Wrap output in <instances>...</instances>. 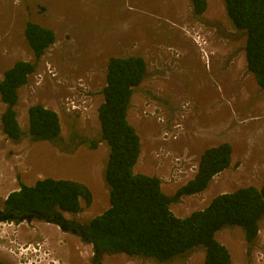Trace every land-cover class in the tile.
I'll return each mask as SVG.
<instances>
[{"label": "rangeland", "instance_id": "1", "mask_svg": "<svg viewBox=\"0 0 264 264\" xmlns=\"http://www.w3.org/2000/svg\"><path fill=\"white\" fill-rule=\"evenodd\" d=\"M206 1V11L195 18L187 0H0V81L14 62L34 61L24 38L27 22L54 32V43L18 90L14 109L26 133L29 106L52 108L64 142L59 150L24 134L14 144L0 125V196L16 190L19 183L72 180L77 166L87 163L80 158L87 150L90 161L92 150L75 146L69 137L73 132L86 139L99 137L97 108L103 102L107 61L129 55L142 57L147 68L128 109V122L141 144L135 174L158 177L162 191L171 196L192 178L204 149L221 143L232 149L229 167L204 192L170 204L176 217L204 209L217 195L264 184V89L246 69L245 34L232 26L222 0ZM66 102L75 108L67 110ZM4 109L0 101V116ZM97 147L100 163L96 159L92 165L101 167V190L107 192L102 171L109 148L104 142ZM96 198L97 194L88 207L81 201L80 212L63 217L86 225L103 212H98L100 197ZM27 226L19 233L11 228L0 234L5 241L0 248L12 263L93 264L91 244L39 222ZM215 238L227 248L231 264H264V218L250 245L238 227L226 226ZM203 259V250L194 249L164 264H204ZM99 262L159 264L107 253Z\"/></svg>", "mask_w": 264, "mask_h": 264}, {"label": "trees", "instance_id": "2", "mask_svg": "<svg viewBox=\"0 0 264 264\" xmlns=\"http://www.w3.org/2000/svg\"><path fill=\"white\" fill-rule=\"evenodd\" d=\"M192 14L199 18L206 8V0H188ZM226 16L232 26L245 34L243 48L246 69L260 89H264V0H222ZM24 38L33 62L16 61L2 74L0 101L5 109L0 116L3 134L17 144L25 134L32 142L46 141L59 150L64 149L57 113L41 104L28 107V130L23 133L14 107L18 90L35 71L36 62L54 43V32L34 22H27ZM146 77V63L140 56H113L107 61L105 86L101 90L103 102L97 108L100 131L97 139H86L72 133L69 141L75 146L86 145L90 150L105 142L109 148L102 171L109 207L93 217L84 229L87 242L96 251L93 264H100V255L125 254L168 263L194 249L204 252V264H231L227 248L215 235L224 227L242 230L246 244L256 239L264 218V184L259 188L246 186L215 196L202 210L186 217H176L170 204L184 196L204 192L211 180L227 169L232 149L228 143L208 147L200 154L195 174L166 195L156 176L135 174L133 168L140 156V140L127 119L134 89ZM7 208L16 211L40 212L81 211L80 202L88 207L92 201L90 190L72 180L43 178L32 186L19 183L18 190L8 194Z\"/></svg>", "mask_w": 264, "mask_h": 264}, {"label": "flooded vegetation", "instance_id": "3", "mask_svg": "<svg viewBox=\"0 0 264 264\" xmlns=\"http://www.w3.org/2000/svg\"><path fill=\"white\" fill-rule=\"evenodd\" d=\"M7 197L8 195L0 196V234L4 235L6 232L5 230H9L11 228L15 232L19 233L21 230L25 231V229L28 227V224H32V222H39L44 226H53L59 229L63 234L77 236L81 239V241L88 243L87 233L84 229V225L79 224L77 221L64 218L63 214L66 212H40L37 210L25 212L16 211L5 206V200ZM26 217L30 218L27 220ZM21 218H23V220H21ZM4 244L5 241L3 240V236L0 235V247H2ZM20 246L23 245L21 244ZM94 253H96L95 250ZM0 264H15L4 255L2 248H0ZM17 264L22 263L18 261Z\"/></svg>", "mask_w": 264, "mask_h": 264}, {"label": "crops", "instance_id": "4", "mask_svg": "<svg viewBox=\"0 0 264 264\" xmlns=\"http://www.w3.org/2000/svg\"><path fill=\"white\" fill-rule=\"evenodd\" d=\"M131 102H132V100H130V105H131ZM49 109H52V108H49ZM128 113L129 112H127V119H128ZM100 148L101 147H97L95 150L90 151V154H92L90 157V161H88V157H86V155H85L87 153V151H89V150L85 151L82 154H80L79 152L76 153L75 156H78L80 154V158L83 159L84 161H86L87 163L86 164H79L77 166L76 173L74 174V177L72 179V181L80 182V183L84 184L86 187H88L89 189H92V193H91L92 201H91V203H93V201L95 200L96 194H97L96 199H98L100 197L99 201L97 202L101 206L100 209L98 210V212L99 211H105L109 207L108 193L101 190V187H102V182L100 180V169H101V167H97L96 165L95 166L92 165V163H95L94 161L96 159H97V163H100V160H99ZM103 157L105 159L106 155L103 154ZM139 161H141V144H140V156L138 158L137 164ZM137 164L135 165V167L137 166ZM79 168H81V169L79 170ZM80 204H81V202H80ZM93 213H97V212H93Z\"/></svg>", "mask_w": 264, "mask_h": 264}, {"label": "clouds", "instance_id": "5", "mask_svg": "<svg viewBox=\"0 0 264 264\" xmlns=\"http://www.w3.org/2000/svg\"><path fill=\"white\" fill-rule=\"evenodd\" d=\"M188 1V0H187ZM189 2V1H188ZM207 2V1H206ZM190 3V2H189ZM206 11V10H205ZM243 54H244V51H243ZM244 59H245V56H244ZM145 61V60H144ZM146 63V62H145ZM246 63V62H245ZM106 66H107V64H106ZM146 71H147V68H146ZM132 97V96H131ZM71 103V102H70ZM84 103V102H83ZM45 107V106H44ZM66 109L67 110H70L71 108H70V105H69V103L68 102H66ZM72 109H74V108H72ZM15 110V109H14ZM56 112V111H55ZM27 113V112H26ZM57 113V112H56ZM57 115H58V113H57ZM59 117V116H58ZM17 121H18V119H17ZM60 121V120H59ZM99 122V121H98ZM0 125H1V123H0ZM61 126V125H60ZM99 128H100V126H99ZM2 130V129H1ZM3 133V132H2ZM61 133V132H60ZM105 143V142H104ZM98 144H102V142H99ZM105 145H106V143H105ZM107 146V145H106ZM106 158V157H105ZM197 167V166H196ZM196 167H195V170L194 171H196ZM194 174H195V172H194ZM193 177V176H192ZM16 190H18V188L16 189ZM16 190H14V191H16ZM13 192V191H12ZM11 193V192H10ZM104 212V211H103ZM97 216V215H96ZM95 217V216H94ZM221 244V243H220ZM93 247V246H92ZM203 261H204V259H203Z\"/></svg>", "mask_w": 264, "mask_h": 264}, {"label": "built area", "instance_id": "6", "mask_svg": "<svg viewBox=\"0 0 264 264\" xmlns=\"http://www.w3.org/2000/svg\"><path fill=\"white\" fill-rule=\"evenodd\" d=\"M69 105H70V108H75L73 102H71Z\"/></svg>", "mask_w": 264, "mask_h": 264}, {"label": "bare ground", "instance_id": "7", "mask_svg": "<svg viewBox=\"0 0 264 264\" xmlns=\"http://www.w3.org/2000/svg\"><path fill=\"white\" fill-rule=\"evenodd\" d=\"M61 252H62V251H61ZM50 258H51V257H50ZM48 259H49V258H48ZM48 259H47L46 261H48ZM46 261H45V262H46ZM43 262H44V260H43ZM43 262L41 261V263H40V264H43ZM50 262H51V261H50ZM46 263H47V262H46ZM44 264H45V263H44Z\"/></svg>", "mask_w": 264, "mask_h": 264}, {"label": "water", "instance_id": "8", "mask_svg": "<svg viewBox=\"0 0 264 264\" xmlns=\"http://www.w3.org/2000/svg\"><path fill=\"white\" fill-rule=\"evenodd\" d=\"M30 217H26V219L28 220ZM21 220H23V218H21ZM105 253L104 251L102 252V254Z\"/></svg>", "mask_w": 264, "mask_h": 264}]
</instances>
